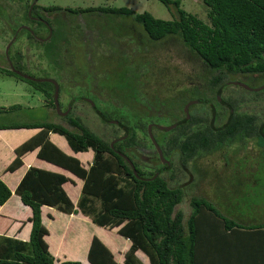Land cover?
<instances>
[{"label":"trees","instance_id":"obj_1","mask_svg":"<svg viewBox=\"0 0 264 264\" xmlns=\"http://www.w3.org/2000/svg\"><path fill=\"white\" fill-rule=\"evenodd\" d=\"M159 1L175 10V18L166 21L144 12L135 19L155 40L177 37L209 69L214 87L228 75H264V0H201L207 8L208 23L182 10L180 0ZM113 12L131 13L124 8ZM0 74L42 88L10 70L0 69ZM40 91L47 98L46 106L54 108L47 90ZM235 116L223 124L225 129L216 127L204 135L188 132L189 146L183 147L184 157L190 159L215 144L237 140L240 134L244 138L250 136L255 117ZM66 120L77 131L52 122L0 124V130H38L14 150L15 157L5 172L19 169L22 156L38 149V160L82 181L81 195L74 204L67 192L74 181L63 173L29 167L14 192L0 178V207L14 193L30 210L22 223L31 225L27 240L0 235V264H54L45 241L48 231L42 224L43 206L81 219L90 218L100 228H117L116 236L129 241L128 249L121 255L110 250L97 236L91 237L87 251L89 264H145L140 253L149 264H264V223L239 224L202 197L190 199L191 212L185 219L182 210L175 211L184 197L181 188L171 186L160 175L144 180L140 171L136 175L107 142L78 118ZM201 121L192 115L186 124L195 126ZM50 134L64 137L71 153L53 144ZM88 150L94 152V158L85 168L77 155Z\"/></svg>","mask_w":264,"mask_h":264},{"label":"flooded vegetation","instance_id":"obj_2","mask_svg":"<svg viewBox=\"0 0 264 264\" xmlns=\"http://www.w3.org/2000/svg\"><path fill=\"white\" fill-rule=\"evenodd\" d=\"M37 2L0 0V69H13L45 88L54 104L48 108L56 109L60 119L67 123L69 117L78 118L88 128L90 117L99 127V138L144 180L160 175L182 185L193 182L195 171L205 179L209 167L216 176L212 180L230 175V170L232 176L262 180L257 175L264 174V114L236 110L240 98L229 89H257L247 81L264 75H228L214 87L211 72L196 54L175 36L155 40L132 12L44 7ZM24 34L23 43L12 49ZM31 86L47 99L42 88ZM192 115L203 123L186 124ZM235 115L255 117L250 136L240 134L237 140L184 157L188 132L204 135L216 127L225 129L223 124ZM236 158L248 167L232 168Z\"/></svg>","mask_w":264,"mask_h":264},{"label":"rangeland","instance_id":"obj_3","mask_svg":"<svg viewBox=\"0 0 264 264\" xmlns=\"http://www.w3.org/2000/svg\"><path fill=\"white\" fill-rule=\"evenodd\" d=\"M37 4L44 7L52 6L64 9H84L89 7H107L115 9L124 8L136 15L147 12L156 19L166 21L175 18V10H171L170 8L166 7L159 0H38ZM180 8L188 14L196 16L204 23H208L206 17L207 8L204 6L201 0H180ZM19 23L22 25L25 24V21L21 15L19 16ZM19 23H17V25ZM24 37L25 34L19 37L18 40L15 41L12 49H14V47L18 49L19 44L21 45L23 43ZM8 39L9 38L6 37L5 41H7ZM179 43L180 42L177 41L178 45ZM0 50H3L2 45L0 46ZM194 67L198 71L201 70L200 67L197 66V64H195ZM247 85L251 88H260L264 86V78L258 76L252 82L247 81ZM229 90H232V94L240 98V101L236 103V110L247 112V114L251 115L264 114V89L258 92H251L245 91L242 88L235 89L230 87ZM61 94L62 93H60V95ZM46 103L47 99H45L42 94L35 91L29 83L19 81L16 78L8 76L6 74H0V110L4 111L2 112V114H0V124L52 122L61 124L71 131H77L76 129L69 127V125L63 119H60L59 113L56 109L50 111L48 107L46 108L44 106L46 105ZM14 106L18 108H12ZM64 109L65 107L63 103L60 102L59 112H63ZM86 119L87 123L85 124L88 126L89 130L98 137L102 138L99 133L98 125H93L90 117ZM37 131V129L24 128L0 130V159L3 157L4 151L6 149H9L8 147L12 148L11 152H9V155L10 157L12 156V159L5 160V162L1 160L0 163L4 162L8 166L15 157L14 149L20 144L27 141ZM61 139L64 138L61 137ZM50 141L57 147L61 148L62 142H60V136L52 134L50 136ZM87 153L93 154L91 155V157L94 156V152L92 150L85 152V154ZM32 154L33 153H27L24 156L23 167L16 170L18 175L22 174L24 166L27 164L28 159L30 158V156H32ZM88 155L89 154H87V156ZM235 160L236 161L232 163V168L235 167L240 171V168L248 167V164L243 162V160L237 158ZM210 169V167L206 169L209 174L205 179H199L195 171L193 176L194 180L192 183L188 182L182 185L181 183L179 185L175 182L169 183L171 186L182 188L184 192L183 200L181 204L176 207L175 211L182 210L186 219L191 212L189 205L190 199L192 197H202L211 202L221 214H224L226 217L236 221L239 224H263L264 174L259 173L257 175L258 177L262 176L261 181H250L249 179H245L242 176H232L230 170V175H221L223 177L219 176L221 177L220 179L212 180L215 179L214 177L216 176H211V174L213 173L210 171ZM14 173L8 172L3 174V172H0V178L9 188L13 187L12 180L16 178V175ZM79 182H77V185L73 190V201H75L74 204L81 195L80 191L82 184L81 181ZM95 204L98 207L99 201H97ZM6 205L8 206H6L4 210L5 212L3 211V215H5L8 220H2V223H5V229L9 227L10 224L8 223H11L12 220V222L15 221L14 211L18 214L22 211V204L20 203L19 198L14 195V193H12V196L8 200ZM23 211L25 210L23 209ZM8 213L12 215H9ZM49 222L50 223L48 225V228L50 229L53 238H58L60 232V260L63 259V256L61 255L65 254V257L70 256V259L66 261H78L81 264H88L87 251L89 243L86 242L87 240L89 242L90 238L93 236H97V238L106 242V244H108L112 247L113 250H115V253H119L121 255L126 249H128L130 244L129 241L121 239V237L118 236H116L117 239L115 238L116 240H114V244H112L107 239V237H114V233L117 228H113L112 230H101L103 228L100 229V227L93 224L90 218L81 219L75 215L66 216L60 213L59 220H50ZM1 230H3V226L0 223V231ZM13 233L11 235H13V237H17L15 235L18 233V231L14 234ZM85 243L87 246L85 245ZM121 255L119 256L121 257ZM139 255H142L145 258V264H149L147 257L144 254L140 253ZM142 256L139 258L142 259Z\"/></svg>","mask_w":264,"mask_h":264},{"label":"crops","instance_id":"obj_4","mask_svg":"<svg viewBox=\"0 0 264 264\" xmlns=\"http://www.w3.org/2000/svg\"><path fill=\"white\" fill-rule=\"evenodd\" d=\"M38 132V131H37ZM36 132V133H37ZM35 133V134H36ZM34 134V135H35ZM33 135V136H34ZM52 134H50L49 135V140H50V136H51ZM55 135H57V134H55ZM59 136V135H58ZM61 137L62 136H60V142H62V146H61V148H59V149H61L63 152H65V153H67V154H70L71 153V151L69 150V147H68V145H67V142H66V140H65V138L64 137H62V138H64V139H61ZM31 138V137H30ZM21 145V144H20ZM9 149H6L5 151H4V155H3V157L0 159V161L1 160H3L4 162H5V160H10V159H12V156L10 157V155H9V152H11V150H12V148L11 147H8ZM17 148V147H16ZM15 148V149H16ZM14 149V150H15ZM7 150H8V152H7ZM37 151H38V149H36V150H34V151H32V152H28V153H33L32 154V156H30V158L28 159V162H27V164L24 166V170H23V172H22V174H20V175H18V173L16 172V170L14 171V172H12V173H14L15 175H16V178L15 179H13L12 180V184H13V187L12 188H10L11 189V191H13L14 192V190H15V188H16V186H17V184L19 183V181H20V179L22 178V176L25 174V172L27 171V169L29 168V167H37V168H41V169H44V170H46V171H51V172H56V173H63V174H65L66 176H68V177H70L73 181H74V185H69L68 186V188H67V192H68V194H69V196H70V198L72 199V200H74V196H73V190H74V188H75V186L77 185V182H79V181H81V180H79V179H77V178H75V177H73L71 174H69V173H66V172H64V171H62V170H60V168H58V167H56V166H54V165H52V164H50V163H47V162H44V161H40V160H38L37 158H36V154H37ZM89 151V150H88ZM27 154V153H26ZM26 154H24L23 156H22V166L21 167H23V165H24V162H23V158H24V156L26 155ZM87 154H89L88 156H87ZM87 154H85V153H81V154H78L77 155V157H79V159H80V161L83 163V165H84V167L85 168H88L90 165H91V161H93L92 159L94 158V156H92L91 157V155H93V154H91V153H87ZM14 159V158H13ZM13 161V160H12ZM11 161V162H12ZM4 162H2V163H0V165H1V168H0V172H3V174H5V173H8V172H5V169H6V167H7V164H5ZM10 162V163H11ZM4 163V164H3ZM20 167V168H21ZM18 170V169H17ZM10 173V172H9ZM3 181V180H2ZM80 183V182H79ZM81 184H82V181H81ZM81 188H82V186H81ZM81 192V191H80ZM15 195V194H14ZM16 196V195H15ZM78 200V199H77ZM20 201V200H19ZM73 202H75V201H73ZM7 203V202H6ZM6 203L2 206V207H0V223L2 224V226H3V230H1L0 231V235H6V236H9V237H13V235H11L13 232L14 233H16L17 231H18V233L15 235V236H17V237H15V238H18V239H20V240H27L28 239V236H29V233H30V230H31V225H30V223H25V224H23L22 223V221L24 220V219H26L28 216H29V214H30V210H29V208H27V207H25V206H23V205H21L22 206V211L18 214V213H16L15 211H14V219H15V221L14 222H12L11 221V223H8V224H10L9 225V227H7V229H5V223H2V220H8L6 217H5V215H3V211L5 210V208H6V206H8V205H6ZM21 203V202H20ZM23 209L25 210V211H23ZM43 216H42V224L45 226V228L47 229V231H48V235L45 237V241L47 242V244H48V246H49V252H50V254L53 256V258H54V264H60L61 262H64V261H66V260H69L70 259V256H68L67 254V256L68 257H65V254L63 255H61V256H63V259L62 260H60V232H59V236H58V238H53L52 237V234H51V231H50V229L48 228V225H49V221L51 220V221H53V220H59L60 219V211H58L57 209H55V208H50V207H47V206H43ZM2 212V213H1ZM5 212V211H4ZM7 213V212H6ZM9 214V213H8ZM8 214H6V215H8ZM47 214H49L50 216H51V218H48V216H47ZM63 214V213H62ZM9 215H12V214H9ZM63 215H66V216H68L67 214H63ZM70 216V215H69ZM73 216V215H72ZM9 217H11V216H9ZM79 218V217H78ZM13 223V224H12ZM5 229V230H4ZM101 229V228H100ZM101 230H105L104 228L103 229H101ZM117 231V230H116ZM116 231H115V233H116ZM104 232V231H103ZM110 232H112V231H110ZM10 233V234H9ZM13 233V234H14ZM114 233V237H107V239L112 243V244H114V240H116L117 238H116V234ZM11 235V236H10ZM116 238V239H115ZM91 239V238H90ZM121 239H124V238H122L121 237ZM124 240H126V239H124ZM86 241V240H85ZM103 243H105L106 244V242H104L103 240H101ZM128 241V240H127ZM86 243H89L90 244V240H89V242H88V240H87V242ZM86 243H85V245H86ZM109 248H110V250H112L113 252H115V250H113L112 249V247L111 246H109L108 244H106ZM87 246V245H86ZM89 247V246H88ZM67 258V259H66ZM56 260V261H55ZM89 264V263H88Z\"/></svg>","mask_w":264,"mask_h":264},{"label":"water","instance_id":"obj_5","mask_svg":"<svg viewBox=\"0 0 264 264\" xmlns=\"http://www.w3.org/2000/svg\"><path fill=\"white\" fill-rule=\"evenodd\" d=\"M12 71L16 74V75H19V76H22L21 74H19L18 72H16V71H14L13 69H12ZM24 77V76H23ZM25 79H29V80H32L31 78H29V77H24ZM243 84H240V86H242ZM262 89H264V86H262V87H260V88H257V89H249V90H251V91H253V92H258V91H260V90H262ZM55 103H56V101H55Z\"/></svg>","mask_w":264,"mask_h":264}]
</instances>
